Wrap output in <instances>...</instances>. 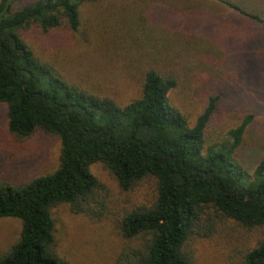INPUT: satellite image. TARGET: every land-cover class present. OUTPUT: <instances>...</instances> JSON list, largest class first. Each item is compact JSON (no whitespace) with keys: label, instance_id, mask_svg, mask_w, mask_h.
Returning <instances> with one entry per match:
<instances>
[{"label":"trees","instance_id":"16d2710c","mask_svg":"<svg viewBox=\"0 0 264 264\" xmlns=\"http://www.w3.org/2000/svg\"><path fill=\"white\" fill-rule=\"evenodd\" d=\"M16 0H0V104L5 107V139L24 141L36 132L55 135V168L28 180L0 173V218L20 222L17 238L0 252V264H69L57 251L52 207L102 214L103 187L92 173L103 164L125 191L147 182L150 197L117 218L130 244L114 264H194L192 238L212 235L220 218L246 228H263L262 239L240 255V264H264V151L252 172L234 152L253 119L246 114L228 131L229 140L205 145V131L220 99L209 95L193 125L168 103L174 80L148 69L139 96L118 102L72 83L36 53L21 31L43 32L62 21L76 30L79 6L98 0H35L13 10ZM254 19L264 35V18L223 1ZM99 209V211H98Z\"/></svg>","mask_w":264,"mask_h":264},{"label":"rangeland","instance_id":"374dc122","mask_svg":"<svg viewBox=\"0 0 264 264\" xmlns=\"http://www.w3.org/2000/svg\"><path fill=\"white\" fill-rule=\"evenodd\" d=\"M35 0H16L12 9ZM264 18V0H98L79 6L76 30L66 22L41 31L30 25L22 37L44 60L72 83L120 103L139 96L148 69L172 78L168 103L193 125L209 95L220 94L205 131V145L228 141V131L246 114L247 126L234 156L252 172L264 151V35L252 18ZM0 104V173L17 182L52 171L59 141L36 132L24 141L6 140ZM103 192L94 217L77 214L67 204L52 207L59 255L69 264H114L130 243L116 222L133 205L149 199L150 185L122 190L101 163L91 166ZM98 209V211H99ZM20 222L0 218V252L17 238ZM263 228H246L220 218L208 237L192 238L188 251L194 264H240L242 252L262 239Z\"/></svg>","mask_w":264,"mask_h":264}]
</instances>
